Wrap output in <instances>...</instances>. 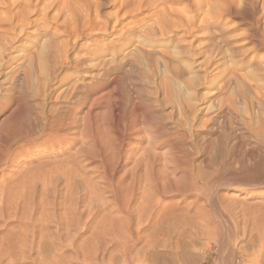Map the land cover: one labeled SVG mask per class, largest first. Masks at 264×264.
<instances>
[{"label": "bare ground", "instance_id": "1", "mask_svg": "<svg viewBox=\"0 0 264 264\" xmlns=\"http://www.w3.org/2000/svg\"><path fill=\"white\" fill-rule=\"evenodd\" d=\"M89 1L0 0V264H264V54L255 52L264 49V0H214L216 13H229L246 29L233 40L218 33L206 49L215 60L199 62L200 80L193 74L198 67H191L196 81L179 76L185 69L178 56L189 51L186 35L195 26L184 20L179 1L178 10L173 0H119L113 14L103 15L94 10L100 2ZM152 57L168 79L163 105L135 78ZM213 70L216 82L209 79ZM99 108L105 114L96 121L92 112ZM78 111L83 115L76 125ZM135 127H146L153 149L175 164L173 175H165L163 165V179L150 176L151 152L157 151L145 154L149 142L132 148ZM92 151L101 163L115 156L114 167L105 166L112 203L102 208L87 201L95 206L87 210L98 207L102 214L97 220L91 215L94 225L75 244L72 234L82 223L76 193L88 185L83 172L90 161L84 160ZM118 166L123 171L115 180ZM223 176L235 180L218 184ZM37 192L40 208L51 212L50 220L40 212L44 223L41 217L29 222L40 204ZM103 198L96 200L105 206ZM56 204H63L64 222L56 218ZM75 221L79 226L70 233ZM60 230L65 247L56 241Z\"/></svg>", "mask_w": 264, "mask_h": 264}, {"label": "rangeland", "instance_id": "2", "mask_svg": "<svg viewBox=\"0 0 264 264\" xmlns=\"http://www.w3.org/2000/svg\"><path fill=\"white\" fill-rule=\"evenodd\" d=\"M94 1V3L92 2V4H91V0L89 1L90 2V4L91 5H99V4H104L103 5V7H100V6H98L99 8H97V9H94L93 8V6H92V8L94 9V10H98V12H99V14H104V11L106 12V13H111L112 12V14H113V10H116V5L115 4H117V2L119 1V0H93ZM110 1V2H109ZM177 1H179L178 2V4H177ZM181 1V2H180ZM208 0H173V2H174V5H179V3H181L180 5H184L183 7L181 6V8L182 9H184L185 10V13L186 14H184L183 15V18L185 17V16H187L188 18H184V20H192L193 22H195L194 24H193V32H191L192 31V29L190 30V33H188L187 35H186V40H189L190 38H192L191 40H190V42L188 41L185 45V49H187L188 47V45H189V47L190 48H188L187 50H189V51H187V54H185V55H183V54H181V55H179L178 57H179V61H180V70H183V69H185L183 72H179V76H180V80H185L184 78H182L181 79V77L184 75V77H185V75H186V77L188 76V79H189V77H190V75H191V73L195 70V68H197L198 67V69H196L195 70V72H193V74H194V76H196V80H200V78L201 77H199V79H198V77L197 76H199L200 75V72H201V64L199 63L200 61H201V58L202 59H205V57L204 56H206V58H207V56H208V59H205L207 62H208V60H210L211 62H213V59L215 60V57H213V56H215V54L213 53V51H212V54L210 53V52H206V49H208V47H210V45L212 46V44L213 43H216L215 41H216V39H217V37H219V34L221 33L223 36H228V39L231 37V35H232V39L231 40H233V39H237L236 38V36L234 37L233 35H235V33H241L240 31H244L245 29H246V26H245V24L244 23H237V20H236V18L235 17H233L232 15H230L229 13H223V14H218V13H216V12H218V9H219V6H218V3L216 2L215 3V1L214 0H211L212 1V3H211V6L209 5L210 4V0H209V3L207 2ZM99 4H98V3ZM102 2V3H101ZM204 3V5H202ZM206 3H207V5H208V8H207V5H206ZM107 4V5H106ZM110 4V5H109ZM213 4H215V5H213ZM176 5V7H178ZM179 5V6H180ZM206 5V6H205ZM212 5L214 6L213 8H212ZM97 6H95V8L97 7ZM211 7V10L209 9L210 7ZM218 7V9H217V11H215V10H213L215 7ZM115 7V8H114ZM175 7V6H174ZM205 7H206V9H209V10H204L205 9ZM101 8V9H100ZM179 8L180 7H178L177 9L179 10ZM92 9V13L93 12H95L94 10ZM203 9V10H202ZM102 11V12H101ZM201 11H206L205 13H206V15H210V16H208V17H212V18H214L215 17V20L213 19V20H209V18H207L206 17V19H205V13H204V20H203V14H202V12ZM213 11V12H212ZM184 12V11H183ZM207 12L209 13H214V15L215 14H217L218 16H211V14H207ZM96 13V12H95ZM105 13V14H106ZM109 13V14H110ZM202 14V18L200 19L201 20V24L199 23V18H200V15ZM188 15H192L191 16V18H189V16ZM223 15V16H222ZM228 15V16H227ZM222 16V17H221ZM216 17H217V19H216ZM127 18H131L130 16H128ZM195 18H196V20H195ZM211 18V19H212ZM211 22H209L208 20ZM207 20V21H206ZM217 20V21H216ZM221 20V21H220ZM126 21H127V19H126ZM198 21V22H197ZM203 21V22H202ZM204 21H206V22H204ZM236 21V22H235ZM196 22L199 24H197L196 25ZM215 22H218V23H215ZM221 24H220V23ZM235 22V23H234ZM211 24V25H210ZM217 24V25H219V27L218 26H215V25ZM233 24H235V25H233ZM231 25V27H229ZM233 25V26H232ZM225 26H227V27H225ZM196 27H197V29H196ZM199 27V28H198ZM201 27V28H200ZM215 27H216V29H215ZM223 27H225L226 28V30L224 29V31H222V29H223ZM229 27V29H227ZM232 27H234V28H232ZM237 29H236V28ZM217 28H218V31H216L217 30ZM219 28H220V30H219ZM222 28V29H221ZM239 28H242V29H239ZM197 32H195V31ZM235 32H234V31ZM205 31V32H204ZM208 31V32H207ZM221 31V32H220ZM231 31L232 32H234V34L233 33H231ZM198 32H199V34H198ZM204 32V33H203ZM215 32H217L216 34H215ZM225 32H227V33H225ZM195 36V34H197L195 37L192 35V34ZM219 33V34H218ZM231 33V34H230ZM189 34H191L192 36H190ZM220 34V35H221ZM228 34V35H227ZM230 34V35H229ZM217 35V36H216ZM234 37V38H233ZM238 37H239V35H238ZM214 40V41H212V39ZM216 38V39H215ZM211 39V40H210ZM146 40H147V42H149L148 41V39H144V41L146 42ZM208 40H210V41H208ZM203 41H208L206 44H203ZM213 42V43H212ZM252 42H255V39H252L251 40V43ZM212 43V44H211ZM250 43V44H251ZM203 44V45H202ZM206 45V47H204ZM142 46H144V48H147L145 45H141V47ZM196 46V47H195ZM166 47H168V48H166L167 50H168V52H169V49H171L172 48V46L171 45H167ZM170 47V48H169ZM187 47V48H186ZM203 47H204V49H203ZM194 48V49H193ZM211 48V47H210ZM224 48V52L227 50L226 49V47H223ZM176 49V48H175ZM175 49L174 48H172L170 51L172 52V54L170 53V55L172 56V57H177V55L175 54ZM226 49V50H225ZM204 50V51H203ZM210 50V49H209ZM185 51V52H186ZM200 51H202V53H198V52H200ZM228 51V50H227ZM226 51V52H227ZM184 52V53H185ZM189 52V53H188ZM205 52V53H204ZM257 54H260L261 52H263V54H264V49H261V47L259 48H257L256 49V51H255ZM207 53H210V54H207ZM147 53H145V56L147 57V55H146ZM174 54H175V56H174ZM196 54H200V55H196ZM214 54V55H213ZM227 54V53H226ZM262 54V53H261ZM203 55V56H202ZM213 55V56H212ZM209 56H211V57H209ZM154 57H152V59H151V61H153L154 59V62H151L150 64H151V66H150V68L148 67V66H142L141 68H140V72H137L136 74H135V78L137 79V83H138V85H139V87H141L142 89H144V91H145V93H147V89L148 90H150V91H154V95H153V93L151 94V97H152V95H153V97H157L159 100H160V102L162 103V105L163 104H165V103H167L165 100H167L166 99V97L167 96H169V95H167V92L165 93V91H166V86L164 87V85H167V84H165V83H167V77L165 76V74H164V70L162 69V67L159 65V63L158 62H155L156 61V58H154ZM204 60V61H205ZM197 61V62H196ZM203 60L201 61V63L203 64V63H206V61L204 62ZM156 63H158V64H156ZM230 62L228 61V64H229ZM154 64V65H153ZM157 65L159 66V67H157ZM183 65V66H182ZM193 65H194V67H193ZM197 66V67H196ZM226 66V67H225ZM225 68H228L230 65H228V67H227V63L225 64ZM161 67V68H160ZM194 69H192V68ZM144 68V69H143ZM148 68V69H147ZM141 69H143V70H141ZM146 69V70H145ZM161 69H162V71H161ZM191 69V70H190ZM228 69H230V67L228 68ZM189 70H190V72H189ZM148 71V72H147ZM185 71H188L187 72V74H185L186 72ZM192 71V72H191ZM185 72V73H184ZM216 72V70H213L211 73V77L209 76V79L210 78H213V79H210V81H213V82H216V80H217V78H219L218 76H216L215 73ZM180 73H181V75H182V73H183V75L181 76L180 75ZM197 73L199 74V75H197ZM130 74V73H129ZM149 74V75H148ZM215 75V76H214ZM194 76H192L191 75V77H193L192 79H190L189 81H192L193 79V81H196L195 80V77ZM215 77V78H214ZM123 80H122V84L124 85V86H129L130 85V80L131 79H129V78H127V79H124V78H122ZM167 79V80H166ZM188 79H186V80H188ZM156 83V84H155ZM161 84V85H160ZM154 85H155V87H154ZM160 85V86H159ZM161 87L163 88V89H161ZM165 89V90H164ZM158 90V91H157ZM164 90V91H163ZM143 91V92H144ZM164 93V95H163V93ZM158 96H157V95ZM161 94V95H160ZM169 94V93H168ZM156 95V96H155ZM160 96V97H159ZM161 97H163L162 99H161ZM103 109H96L95 111H93L92 113H93V117H94V120H99V121H101V116H103L104 114L103 113H100L99 114V112L100 111H102ZM97 111V112H96ZM104 111V110H103ZM96 112V113H95ZM94 113H95V115L97 116V119H96V117H95V115H94ZM76 114V117H75V124L77 125V123L79 124L81 121V116L83 115V113H82V111H78L77 113H75ZM102 114V115H101ZM99 115H100V117H99ZM78 116V117H77ZM93 117H92V119H93ZM104 117V116H103ZM76 120H77V122H76ZM139 128L140 127H135V129H132L131 131H130V133L131 134H137V136H135L134 135V137H133V141H134V143L136 144V146L135 145H133L134 147H132V148H134L135 150H136V152H137V150H138V147H140V146H148V142H149V145L151 146V148L148 146L147 148L149 149H147L146 147V149H145V151H146V153L145 154H150V150L151 149H153V147H155V145L153 144V143H155L154 141H153V139L151 138V136L150 137H148L150 134L148 133V130L146 129V127L144 128H140V130H142V131H140L139 130ZM136 129H138V130H136ZM138 131H140L141 133H139ZM145 132V133H144ZM147 132V133H146ZM139 133V134H138ZM144 133V134H143ZM140 134L142 135V137L144 136V139L142 138V139H140L139 137H140ZM139 136V137H138ZM135 137H137V138H135ZM147 137V138H146ZM150 140H152V142L151 141H149V139ZM139 140V141H138ZM78 141V140H77ZM136 141V142H135ZM143 142V143H142ZM147 142V143H146ZM151 142V143H150ZM145 144V145H144ZM147 144V145H146ZM138 145V146H137ZM140 145V146H139ZM154 145V146H153ZM135 147H137V148H135ZM132 150V153L134 152V153H136L135 152V150ZM155 149V150H154ZM153 150L154 151H157V150H161L159 147H157V148H154ZM106 150H108L107 148H106ZM148 150V151H147ZM109 151V150H108ZM150 151V152H149ZM160 151H157V155H160V153H159ZM92 153V155H87V159H85L84 160V162H86V160L87 161H90V162H86V164L84 163V165H85V168L86 169H84V172H83V175H84V177H86V178H84L85 179V184H88V185H85V188L83 187L84 186V183L82 184V186L81 185H79L78 186V188L77 189H79V188H81V191L79 190V192H77L76 193V195L77 194H79V195H77L78 196V204H77V208H78V206L80 205V207L78 208V210L77 211H79V209H80V216H79V212H77L76 213V216H79L80 217V221H79V223H81L80 224V227L81 226H83V227H78L79 226V223L77 222V225H76V221L75 222H73V225H72V227L75 225V228H77L78 227V229H77V231H76V234H72V236H73V238H72V240H74L73 242L75 243V244H77V243H80V241L82 240V238H84L85 236H87L88 234H89V231H90V229H91V227L94 225V221H93V218H95V217H91V215L92 216H94L95 214H98L97 215V218H95L94 220H97L98 218H99V216L102 214V212H100V210L98 211V210H96L98 207H107V208H109V207H111V203L112 202H109V201H111L109 198H108V196L107 195H105V194H107V192H108V190L110 191V189H112V187H110V184L112 183V181L110 180L109 182H107V178H108V180H109V177H107V176H109V168H112V167H114V165L115 164H112V163H115V156L113 157V155H112V157H111V154L109 153L108 155L109 156H107V158H106V160H108L107 162L105 161H103L102 163H101V161L99 160V157L95 154V151H92L91 152ZM159 153V154H158ZM151 154H153L154 156L152 157L151 156ZM151 154H150V156L152 157V158H154L153 159V163H152V169H150V171H149V169L147 170L148 172H150V176L153 178V177H158V175H159V177L157 178L159 181L161 180V179H163L164 178V176H162V177H160L162 174H163V172H165L164 170H163V172H162V167H163V165H164V168L163 169H167L166 170V172L167 171H170V173H168L167 172V174H166V172L164 173L165 175H168V174H172L173 175V170L172 169H174V163L173 162H171V163H173V164H171L169 161V159H166L165 158V161L163 160L164 159V157L165 156H163V155H160L159 157H160V160H158L159 158L157 157V156H155L156 154H154L153 152H151ZM89 156H91V159H90V157ZM94 157H96V158H94ZM162 157V158H161ZM110 158V159H109ZM156 158H158V159H156ZM88 159H90V160H88ZM158 161V163L156 164V163H154V162H157ZM164 162H163V161ZM169 160V161H168ZM94 162V163H92V162ZM111 161H113L112 163H111ZM166 161L168 162V164H169V166L168 165H166ZM98 162V164H96ZM108 162L111 164V166H110V164H108ZM161 162L162 163H164V164H162L161 165ZM106 163L108 164V165H106ZM89 164V165H88ZM91 164V165H90ZM100 164V165H99ZM154 164H155V167H156V169H155V167H154ZM104 165V167H102ZM113 165V166H112ZM158 165V166H157ZM171 165V166H170ZM88 166V167H87ZM92 166H94V168H96V169H94L93 170V167ZM105 166H110L109 168L108 167H105ZM141 166V168H139ZM139 167H137V171H138V169H139V172H137L136 171V173H137V177H136V180H137V182H138V184L140 185V187L141 186H143V184H144V182L146 181L145 179V175H144V173H142V171H144L146 168H145V166L142 164V165H140ZM144 166V167H143ZM160 166H161V168H160ZM165 166H166V168H165ZM154 167V168H153ZM157 167H158V169H157ZM172 167V168H171ZM88 168H90V169H88ZM122 167L121 166H118L117 168H116V170H115V180H118L117 178L122 174V171H123V169H121ZM145 168V169H144ZM170 168V169H169ZM115 169V168H114ZM144 169V170H143ZM155 169V170H154ZM85 170H87V171H85ZM100 170H101V172H100ZM162 173H160L159 171ZM171 170H172V172H171ZM89 171V172H88ZM96 171V172H95ZM103 171V172H102ZM155 171V172H154ZM158 172L160 173V174H158ZM101 173V174H100ZM103 173V174H102ZM90 174V175H89ZM98 174H99V176L101 177H99L98 176ZM145 174H146V171H145ZM156 174H157V176H156ZM102 175V176H101ZM107 175V176H106ZM143 175L145 176V177H143ZM171 175V176H172ZM90 176V177H89ZM98 177V178H97ZM105 177V178H104ZM226 177H228V176H226ZM225 176H223V177H221L219 180L217 179V183L218 184H220V183H224V184H227L228 183V181H229V183H231V182H234V178L231 176V177H228V178H226ZM104 178V179H103ZM138 178V179H137ZM144 178V179H143ZM103 179V181H101ZM89 180V181H88ZM221 180V181H220ZM223 180V181H222ZM96 181V182H95ZM109 184V187H107L106 185H108L106 182ZM82 182V181H81ZM81 182H79L78 184H81ZM83 182H84V180H83ZM96 183V184H99V185H97V187L95 186V184L93 185V183ZM143 182V183H142ZM77 184V185H78ZM221 185H223V184H221ZM88 186L90 187V190H88L89 188H88ZM82 187L84 188V190L86 191H84L85 193H83V189H82ZM87 187V188H86ZM93 187V188H92ZM95 187V188H94ZM39 185H38V190H39ZM98 188H103L101 191H97L96 192V190H98ZM92 190V191H91ZM93 190H94V192H95V194H94V192H93ZM107 190V191H106ZM78 191V190H77ZM91 192H93V193H91L92 194V196L90 195V193ZM104 191V192H103ZM84 194H82V193ZM101 192V194H100V198H99V196H98V194ZM96 193H98L97 195H96ZM109 193V192H108ZM80 194H82V195H80ZM96 196V197H98V198H96L97 200H99V199H102L103 197V200H104V202L106 203V201L107 200H109V201H107V205H102V203L101 202H103L102 200H101V202L99 201V203H97L98 201L95 199V197L93 198V200L92 199H90L89 197H93L94 195ZM104 194V195H103ZM37 195V196H36ZM90 195V196H89ZM101 195H103V197L101 198ZM36 196V197H35ZM85 196V197H84ZM34 198H35V201L36 202H38V203H40V204H38V207L35 209V211H33V212H31L32 214L31 215H29L32 219H33V217H34V221L33 220H29V222L31 221V222H33V223H35V222H37L38 223V219L44 214L45 215V217L48 219V220H50V213H46V211L44 210H42L41 208H40V205H41V203H42V201L41 200H38V199H40V195H39V192H37L34 196H33ZM57 197H59V196H57ZM81 199H80V198ZM82 197H83V199H82ZM108 198V199H107ZM107 199V200H106ZM81 200H83V201H81ZM88 200H90V202H92L94 205L95 204H97V208L95 209V211H94V208H95V206L92 204V205H90V203H88L89 201ZM92 200V201H91ZM88 201V202H87ZM35 202V203H36ZM84 202H87V203H84ZM109 202V203H108ZM81 203V204H80ZM101 203V204H100ZM105 203H103V204H105ZM58 204V203H57ZM56 204V205H57ZM87 204V205H86ZM88 204L90 205V206H88ZM54 206V208H55V210H54V213H55V211H56V214L55 215H63V211H64V209H62L63 208V204H60V207H59V205H57V206ZM84 205H86V209H84L83 210V208H84ZM48 207V209H49V206H47ZM59 208V209H57V208ZM83 207V208H82ZM87 207H94L92 210H93V212L91 211V210H89V211H91V214L89 213V211L87 210ZM26 209H28V208H25V210ZM25 210H24V213H25V215H26V213L27 214H29V212H28V210H26V212H25ZM52 210V209H51ZM50 210V211H51ZM63 210V211H62ZM82 210V211H81ZM44 212V213H40V212ZM96 211H98L97 213H95ZM34 212H36V213H34ZM59 212V213H58ZM83 214H82V213ZM89 213V215L86 217L85 215L86 214H88ZM24 213H23V216H25L24 215ZM38 213V214H37ZM40 213V214H39ZM53 213V214H54ZM61 213V214H60ZM78 214V215H77ZM38 215H40V216H38ZM43 215V216H44ZM37 216V220H36V217ZM49 216V217H48ZM61 216H59V217H61ZM64 216H65V214H64ZM25 217H28L27 215L25 216ZM39 217V218H38ZM45 217H41V219H42V221L39 219V222H41V223H44V221L46 222L47 221V219L45 218ZM53 217V219H52V224L54 225L57 221V219H58V221L60 220L61 222H64V218L65 217H61V219L59 218V217H56L57 219H55V216H52ZM78 217V218H79ZM91 219V220H90ZM27 220V219H26ZM81 220H84V222L86 223V224H89V226L87 225V226H85L84 224V222L83 221H81ZM56 221V222H55ZM92 221V222H91ZM55 222V223H54ZM36 223V224H37ZM51 224V227L53 226ZM71 226H70V233L71 232H73V233H75L74 231L76 230L74 227L72 228ZM88 227V228H87ZM79 228L81 229V230H79ZM48 230H49V228H47ZM62 229V228H61ZM64 229V228H63ZM84 229V230H83ZM87 229V230H86ZM63 231L64 230H60V232H62L63 233ZM81 231V232H80ZM58 233V238L59 239H61V240H59V239H57L56 238V241H57V243H59V244H61L62 246H66V241H67V238H65V236H66V233ZM81 235V236H80ZM61 236V237H60ZM76 237V238H75ZM64 238V239H63ZM63 240V241H62ZM63 242V243H62ZM65 242V243H64ZM136 246H138V245H135L134 247H132V249H131V251L134 253V251H135V248H136Z\"/></svg>", "mask_w": 264, "mask_h": 264}]
</instances>
